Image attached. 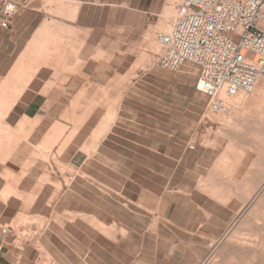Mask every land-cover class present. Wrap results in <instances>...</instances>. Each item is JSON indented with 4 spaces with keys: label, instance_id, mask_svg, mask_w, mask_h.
Wrapping results in <instances>:
<instances>
[{
    "label": "crops",
    "instance_id": "crops-1",
    "mask_svg": "<svg viewBox=\"0 0 264 264\" xmlns=\"http://www.w3.org/2000/svg\"><path fill=\"white\" fill-rule=\"evenodd\" d=\"M13 1L0 27V264H199L255 188L248 150L234 160L206 117L196 65L127 70V33L181 0ZM46 48L12 100L15 67Z\"/></svg>",
    "mask_w": 264,
    "mask_h": 264
},
{
    "label": "built area",
    "instance_id": "built-area-1",
    "mask_svg": "<svg viewBox=\"0 0 264 264\" xmlns=\"http://www.w3.org/2000/svg\"><path fill=\"white\" fill-rule=\"evenodd\" d=\"M19 6L0 0L1 28L10 26ZM156 41L163 49L156 65L172 72L196 65L207 111L226 114L224 97L252 93L264 76V0H181L170 29Z\"/></svg>",
    "mask_w": 264,
    "mask_h": 264
},
{
    "label": "rangeland",
    "instance_id": "rangeland-1",
    "mask_svg": "<svg viewBox=\"0 0 264 264\" xmlns=\"http://www.w3.org/2000/svg\"><path fill=\"white\" fill-rule=\"evenodd\" d=\"M173 11L174 12L172 14V17L170 18V20H168V26L166 25V27L158 26L160 20H162L163 18L161 13L160 16H152L149 20L150 23L148 26H144L141 30L127 33V41L132 42V52L135 55L136 61L132 68L129 69L128 67V72H136L138 69L140 71H144L155 65L154 63L156 62L158 55L163 50L162 47L157 43L156 36L157 34L165 33L170 29L171 23L173 22L175 17V8L173 9ZM44 51H47V54H49V48L44 49ZM47 54L45 55L46 58L43 59L41 63L44 64L49 59H51V53L49 55ZM35 58L36 59L31 58L28 61L24 60L22 61V63L20 62L15 67L13 73L10 75L9 82H14V84H17L19 80L17 79V77L22 75L21 73L23 72V70L36 65H43L39 63V61H37V57ZM30 62L31 65L28 66ZM192 67L193 65H191L190 63H186L185 66L182 67L179 71L181 72L185 69L187 71H190L189 68L191 69ZM127 83L129 82L127 81ZM11 90L13 91L14 88ZM259 93L263 92H260L257 87L251 94L243 93V101L239 104H235L234 109L230 111V118L226 115H212L206 109L207 119L217 122L218 126L225 131V134H221V129H218L215 134L228 138L227 141L229 145L233 147L231 153L234 156V160L242 156V149L248 150L246 155L248 157V160L250 161L251 166L249 168L250 174L249 176H247V178L253 182L255 191L248 205H246V207L235 219L236 223L232 226L233 228L229 227L227 231L220 237V239L214 242L207 255L199 264H264V93L261 95ZM111 98L114 99L116 97L112 96ZM205 104H207V99L205 101ZM113 106L114 102L112 103V107ZM245 106L248 107L244 108ZM44 162L49 164V169H52V167L55 166V161L53 160H45ZM50 164H52V167L50 166ZM58 170L61 171L59 164ZM233 186L235 188V191L238 189L237 191L241 194V189H239L241 188V184H238L235 181V184ZM239 196V199L243 200V197L241 195ZM32 221L38 222L36 218L22 216L15 223V225H21L22 223H31ZM258 227L261 228V230H259ZM251 228L255 229L256 232H259H257L258 234H255L257 236L251 237L252 242L250 244H243L240 236H242V234H244L245 232H249ZM230 236L232 240L230 239ZM238 238L240 240H238ZM258 239L261 241L263 239V241H258ZM253 242L255 245L254 248L259 247V249L252 248ZM255 242L258 245H256Z\"/></svg>",
    "mask_w": 264,
    "mask_h": 264
},
{
    "label": "bare ground",
    "instance_id": "bare-ground-1",
    "mask_svg": "<svg viewBox=\"0 0 264 264\" xmlns=\"http://www.w3.org/2000/svg\"><path fill=\"white\" fill-rule=\"evenodd\" d=\"M173 3V2H172ZM176 3V2H175ZM173 9H174V7H172V6H168V7H164V10H163V12H162V17H163V20H161L160 22H159V27L161 26V27H166V25H167V21L168 20H170V18L172 17V14H173ZM174 16V15H173ZM168 26V25H167ZM166 30V29H165ZM42 46V45H41ZM35 48V47H34ZM39 48H41V47H39ZM32 50V49H31ZM38 50V49H37ZM28 51H30V50H28ZM34 51H35V49L33 50V52L32 51H30V55L28 54V56H27V58L28 59H26V61H28V60H30L32 57V55H34V54H32L31 55V52L32 53H34ZM36 53V52H35ZM48 52L47 51H44V50H42V49H40L36 54H35V56L33 57L34 59H36L35 57H37V61H39V63H41V61L43 60V59H45L46 58V54H47ZM47 55H49V54H47ZM26 57V56H25ZM27 63V62H26ZM50 66V65H49ZM37 69H39V65H36V66H33V67H30V68H28V69H26V70H23V72L21 73L22 75L21 76H19V77H17V79H19L18 80V83H19V81H20V83H19V88L18 89H14L15 91H14V96H12L13 97V99L12 100H16V99H18L17 98V96L19 97V94L22 92V90L24 89V87H25V85L26 84H28L29 83V80H31V78H33L32 76L33 75H35V71H37ZM16 75H18V74H16ZM15 75V76H16ZM17 87V86H16ZM256 87L258 88V90L260 91V92H263L264 93V76H262V77H260L259 79H258V81H257V85H256ZM46 92V91H45ZM253 93V92H252ZM255 93V92H254ZM263 93H259L260 95L261 94H263ZM12 94V93H11ZM251 94V93H250ZM258 94V93H257ZM255 95V94H254ZM243 96H244V94H243V92H240L239 94H237V95H234V96H231V97H224V101H225V103L227 104V106H228V108H229V112L228 113H226V114H220V115H226L227 117H229L230 118V114H231V112L230 111H232V109H234V107H235V104H239V103H241L242 101H243ZM252 96V95H251ZM6 97V96H5ZM9 97H11V96H9ZM255 97V96H254ZM9 100H10V98H9ZM8 100V101H9ZM249 100V99H248ZM258 100V99H257ZM4 101H7V100H4ZM4 101H1V102H4ZM247 101V100H246ZM253 101H256V100H253ZM261 101H262V99H261ZM13 101H11L10 102V104L12 103ZM6 103V102H5ZM8 103V102H7ZM247 103V102H246ZM262 103V102H261ZM9 104V103H8ZM7 104V105H8ZM1 105H2V103H1ZM6 105V106H7ZM5 107V106H4ZM238 107V106H237ZM3 108V107H2ZM113 109H116V108H113ZM5 109H3V111H4ZM7 110H8V108H7ZM11 110V109H10ZM9 110V111H10ZM2 111V112H3ZM111 111V110H110ZM8 112V111H7ZM6 112V110H5V114L7 113ZM115 113V112H114ZM112 112L111 113H108V115L106 114V117L108 116V119H110L111 118V116H112ZM3 115V114H2ZM1 115V116H2ZM114 116V115H113ZM112 116V117H113ZM226 117V118H227ZM232 117V116H231ZM1 118H4V117H1ZM228 118V119H229ZM38 119V118H37ZM107 121V120H106ZM106 121H105V123H106ZM1 123V122H0ZM107 124V123H106ZM1 125V124H0ZM3 125V124H2ZM23 125V124H22ZM101 125H103V124H101ZM1 127V126H0ZM2 127H4V125L2 126ZM29 127V126H28ZM56 127V126H55ZM99 127V126H98ZM104 127V126H103ZM6 128V126L4 127V129ZM58 128V127H57ZM100 128V127H99ZM3 129V131H5ZM77 129V128H76ZM104 129V128H103ZM7 130V129H6ZM20 130V129H19ZM55 130V129H54ZM0 131H1V129H0ZM3 131H1V132H3ZM23 131V130H22ZM53 131V130H52ZM56 131V130H55ZM97 131V130H96ZM6 132H8V130L6 131ZM23 132H25V131H23ZM31 132H32V130H31ZM61 131H59V133H60ZM95 132V131H94ZM9 133V132H8ZM8 133H5V136H6V134H8ZM17 133V132H16ZM28 133V132H27ZM61 133H63V131L61 132ZM98 133V132H97ZM99 133H101V130H100V132ZM11 134V133H10ZM22 134V133H21ZM53 134V133H52ZM51 134V135H52ZM57 134V133H56ZM64 134V133H63ZM62 135V134H61ZM5 136H4V133H3V137L5 138ZM8 137L10 136V135H7ZM59 136V135H58ZM11 137H12V135H11ZM10 137V138H11ZM93 137V136H92ZM13 138V137H12ZM52 138V137H51ZM50 138V139H51ZM70 138V137H69ZM97 138V137H96ZM71 139V138H70ZM69 139V140H70ZM2 140H4V139H2ZM1 139H0V141H2ZM6 140V139H5ZM7 140H9V139H7ZM53 140V139H52ZM5 142V141H4ZM47 142V141H46ZM16 143H17V141H16ZM64 144V143H63ZM16 145V144H15ZM1 146V145H0ZM1 150V149H0ZM53 155V154H52ZM263 183H264V181H263ZM261 189V188H260ZM246 205V204H245ZM248 205V204H247ZM242 207H244V206H242ZM243 210V209H242ZM242 212V211H241ZM240 212V213H241ZM239 213V214H240ZM236 223V221H234V223H233V225ZM232 225V226H233ZM231 226V227H232ZM230 227V228H231ZM254 227V226H253ZM252 227V228H253ZM256 227V226H255ZM233 228V227H232ZM251 228V230H249V232H245L244 234H242V236H240V239L243 241L242 243L244 244H250L251 242H252V239H251V237L252 236H257V235H255L257 232H259V231H257L256 232V230L255 229H252ZM257 228V227H256ZM259 228V227H258ZM235 230V229H234ZM258 230V229H257ZM259 230H261V228H259ZM231 231V230H230ZM235 232V231H234ZM234 234V233H233ZM232 234V235H233ZM258 234V233H257ZM260 236V235H259ZM238 237H239V235H238ZM255 238H257V237H255ZM230 239H231V236H230ZM229 239V240H230ZM239 238H238V240H240ZM260 239V238H259ZM258 239V241H261V240H259ZM232 240V239H231ZM262 241H263V239H262ZM261 241V242H262ZM239 242V241H238ZM242 243H239V244H242ZM258 243V242H257ZM260 243V242H259ZM264 243V242H263ZM214 244V243H213ZM212 244V245H213ZM216 244V243H215ZM255 244H256V242H255ZM261 244V243H260ZM211 245V246H212ZM256 245H258V244H256ZM253 247V249H256V248H258L259 249V247H255L254 248V242H253V245H252ZM260 246V245H259ZM246 247H249V246H246ZM263 247V246H262ZM252 248H250V249H252ZM263 249V248H262ZM201 263V262H200Z\"/></svg>",
    "mask_w": 264,
    "mask_h": 264
}]
</instances>
